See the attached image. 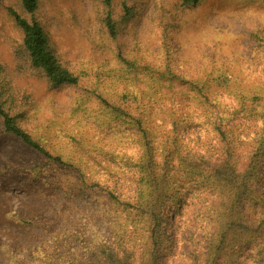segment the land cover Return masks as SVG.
Segmentation results:
<instances>
[{"label": "rangeland", "instance_id": "1", "mask_svg": "<svg viewBox=\"0 0 264 264\" xmlns=\"http://www.w3.org/2000/svg\"><path fill=\"white\" fill-rule=\"evenodd\" d=\"M10 8L29 18L20 0H0L2 99L10 106L12 100L10 113L26 131L79 171L36 156V168L26 172L32 163L15 156L21 143L0 126V264H104L111 252L123 261L124 252L127 264H230L231 254L240 252L246 264H264L258 213L245 211L242 226L217 224L208 212L219 203L220 189L203 184L204 171L195 176L199 182L187 173L174 179L186 204L175 218L181 226L169 228L168 246L156 251L136 214L140 170L148 160L155 171L165 152L182 147V160L209 175L221 163L213 108L198 87L206 88L211 105L222 103L218 118L228 138L237 136L231 162L246 169L258 124L237 108L241 95L257 90L264 97V0H112L115 38L103 23L104 0H39L36 18L60 60L74 72L87 71L78 86L56 89L30 67ZM124 59L137 65L131 88L116 74ZM127 90L151 103L143 124L148 139L104 114V103L122 104ZM123 107L138 113L130 98ZM257 185L264 196V182ZM245 230H257L252 237L263 251Z\"/></svg>", "mask_w": 264, "mask_h": 264}, {"label": "trees", "instance_id": "2", "mask_svg": "<svg viewBox=\"0 0 264 264\" xmlns=\"http://www.w3.org/2000/svg\"><path fill=\"white\" fill-rule=\"evenodd\" d=\"M199 1L200 0H183V3L187 5H196ZM20 3L22 9L29 15V18L21 16L11 8L9 9V13L14 23L21 31L22 46L27 53L30 67L41 73L46 78L51 88L56 89L63 86H78L82 79L81 76L87 75V71L74 72L60 60L44 27L36 18L39 0H20ZM111 3L112 0H104L106 14L103 18V23L109 36L115 38L118 34V28L116 22L112 18ZM124 16L127 19L131 17L130 11L126 5H124ZM136 66V64L124 59L122 60L119 71L116 73L120 79L127 82L130 88L134 83V81L130 79V74L135 72L133 69H137ZM198 88H200L202 93V99L208 103V106L213 108L212 111L214 114L212 115V119L214 122H212L213 125L211 126L216 134L217 132L219 133V143L221 146H218V151H221V163L219 166L215 167L214 173L209 175L206 170L199 167L198 164H189L185 162V159L182 160V153H179L182 147H180L165 152L162 162L158 163L159 166L155 171L152 166L150 167L148 165L149 160L147 161L146 168L140 170L141 178L138 184L141 190L139 192V200L136 201L139 203L136 207V214L144 218L143 220L147 224V233L150 231V236L152 237L151 239L153 240V246H155L156 251H158L157 246L166 247L169 245V228L173 230L181 226V223H178V225L175 224V218L181 216V208L185 206L186 198L182 192L179 180H174L179 179L178 175L181 173L192 175L193 181L199 182L195 179V176H197L199 170L204 171L206 177L203 179V182H205L203 184H216L217 188L220 189V191H217L219 203L216 208L209 209L210 212H208L220 226L224 227L225 224L242 226V220L246 219V217H244L245 211L254 214L258 213L255 215V220H257L259 224L258 227L264 226V196L257 190V186H259L257 184L262 181L264 182V97H262L261 92L255 90L251 95H241L238 100V112L250 117L258 124L256 129L251 130L253 132L252 142L249 146L251 157L246 169L243 171L241 169L239 170L231 162L232 156L237 154V151H235L232 146L237 136L235 138H228L227 131L223 129L222 118H218V115L221 116L222 114L220 111L222 103L212 102L211 105L209 97L204 92L206 88ZM6 94V84L0 81V126L4 134L21 143L20 148H18L20 149L19 153L15 154L16 160L21 159L25 164L32 163L33 165L30 169L24 167L25 171L28 172L31 168H36L34 165L36 156H42L60 167L76 168L71 163L63 160L59 150L55 151L56 154H52L45 145L24 129L17 119L18 116L10 113L12 110V100L10 101V106L7 105V100L2 99ZM120 96L122 104H118V102L104 103L105 110L107 111V113L104 112L105 116L108 117V114L110 116L108 118L112 121H122L123 124L138 128L143 135L145 134L144 137L148 139L147 129L144 128L143 124L149 123V119L151 118V113L146 112L147 108H151V103L143 101L139 98L138 92L133 93L131 90L123 92ZM128 98L135 103L138 111L137 114H132L128 107H123L127 104ZM235 130L238 131V134L243 132L239 126H237ZM235 130H231L233 135L236 134ZM145 145L150 151L151 146L149 141H147ZM205 150L211 152L209 148ZM194 153L200 156L197 152ZM202 157L203 156H201V158ZM128 162H131L130 158L124 162V167L121 166L119 169H121V171H126V167L129 165ZM76 169L78 172V168ZM144 200H146L147 205L142 204ZM245 231L246 236H249V241L256 243L257 247L260 248V244L252 237L253 233H256L257 230L254 232L252 230V234H248V230ZM261 251L263 250L260 248L259 252ZM116 254V252H111L110 255L105 254L104 264H127V257L124 252V261L119 259ZM241 256L242 252L232 253L230 264H246L244 262L245 259ZM263 260L264 257H261L260 262H263Z\"/></svg>", "mask_w": 264, "mask_h": 264}]
</instances>
